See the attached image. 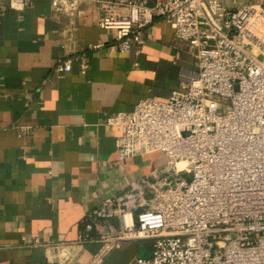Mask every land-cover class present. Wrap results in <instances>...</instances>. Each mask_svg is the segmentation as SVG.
<instances>
[{"label":"crops","instance_id":"0c3cea01","mask_svg":"<svg viewBox=\"0 0 264 264\" xmlns=\"http://www.w3.org/2000/svg\"><path fill=\"white\" fill-rule=\"evenodd\" d=\"M58 1L55 11L52 0L22 9L0 0V264H87L99 243L77 242L84 226L91 235L119 227L117 216L97 215L101 206L133 194L134 220L168 157L151 151L117 161L119 131L104 118L145 97L167 100L181 75L196 71L163 21L148 28L139 54H114L107 46L115 33L98 26L94 0ZM68 58L69 71H52ZM146 246L124 240L98 264H130Z\"/></svg>","mask_w":264,"mask_h":264},{"label":"built area","instance_id":"2783aa9c","mask_svg":"<svg viewBox=\"0 0 264 264\" xmlns=\"http://www.w3.org/2000/svg\"><path fill=\"white\" fill-rule=\"evenodd\" d=\"M94 2L98 26L115 33L110 52L139 54L148 28L163 21L196 71L182 74L167 100L145 97L131 111L104 118L119 131L117 161L160 151L168 167L150 184L151 198L140 201L134 220L130 210L138 205L128 194L97 211L117 216V230L91 235L84 226L77 242L99 243L87 264H98L124 240L147 242L130 264H264V0ZM9 3L22 9L30 0ZM52 7L58 11L59 1ZM70 69L71 59H58L52 71Z\"/></svg>","mask_w":264,"mask_h":264},{"label":"bare ground","instance_id":"6f19581e","mask_svg":"<svg viewBox=\"0 0 264 264\" xmlns=\"http://www.w3.org/2000/svg\"><path fill=\"white\" fill-rule=\"evenodd\" d=\"M177 165H178V169L179 170H181V169H183L184 168V162H179V163H177Z\"/></svg>","mask_w":264,"mask_h":264}]
</instances>
